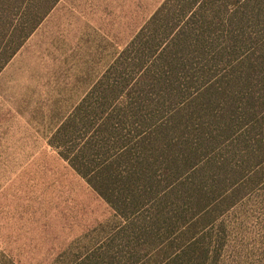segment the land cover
<instances>
[{
    "label": "trees",
    "instance_id": "trees-1",
    "mask_svg": "<svg viewBox=\"0 0 264 264\" xmlns=\"http://www.w3.org/2000/svg\"><path fill=\"white\" fill-rule=\"evenodd\" d=\"M60 1L0 0V74ZM49 146L119 219L75 264H229L264 197V0H165Z\"/></svg>",
    "mask_w": 264,
    "mask_h": 264
},
{
    "label": "rangeland",
    "instance_id": "rangeland-1",
    "mask_svg": "<svg viewBox=\"0 0 264 264\" xmlns=\"http://www.w3.org/2000/svg\"><path fill=\"white\" fill-rule=\"evenodd\" d=\"M164 1L61 0L0 74V263L75 264L118 223L49 138ZM260 197L229 219V264H264Z\"/></svg>",
    "mask_w": 264,
    "mask_h": 264
}]
</instances>
